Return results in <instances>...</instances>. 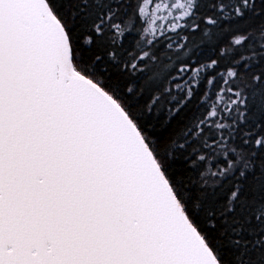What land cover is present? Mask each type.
I'll return each mask as SVG.
<instances>
[{
    "label": "snow or ice",
    "instance_id": "snow-or-ice-1",
    "mask_svg": "<svg viewBox=\"0 0 264 264\" xmlns=\"http://www.w3.org/2000/svg\"><path fill=\"white\" fill-rule=\"evenodd\" d=\"M0 264H264V0H0Z\"/></svg>",
    "mask_w": 264,
    "mask_h": 264
},
{
    "label": "trees",
    "instance_id": "trees-1",
    "mask_svg": "<svg viewBox=\"0 0 264 264\" xmlns=\"http://www.w3.org/2000/svg\"><path fill=\"white\" fill-rule=\"evenodd\" d=\"M178 142H182V141H178ZM193 179H198V178L194 176Z\"/></svg>",
    "mask_w": 264,
    "mask_h": 264
}]
</instances>
